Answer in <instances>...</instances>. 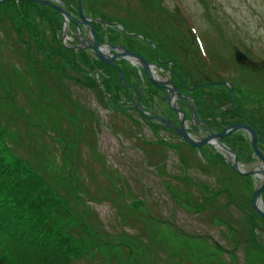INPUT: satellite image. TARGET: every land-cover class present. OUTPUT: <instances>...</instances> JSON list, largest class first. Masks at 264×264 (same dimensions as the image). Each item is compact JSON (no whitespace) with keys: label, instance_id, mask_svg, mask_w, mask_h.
<instances>
[{"label":"rangeland","instance_id":"1","mask_svg":"<svg viewBox=\"0 0 264 264\" xmlns=\"http://www.w3.org/2000/svg\"><path fill=\"white\" fill-rule=\"evenodd\" d=\"M56 1L79 18L76 0ZM81 3L82 13L95 19L99 42L122 39L131 48L125 27L144 43L150 63L165 60L152 71L155 79L184 84L182 94L196 85V101L175 95L193 138L208 130L206 120L192 123L193 113L209 117L231 107L217 80L228 82L234 99L245 97L240 108L264 131V0ZM22 5L35 16L32 23L23 22L19 9L12 17L0 8V163L27 168L25 180L36 179L34 197L47 190L61 203L54 228L80 253L67 264H264V221L249 202L260 179L245 173L259 159L248 134L233 131L243 143L224 140L235 144L229 145L240 171L227 151L194 148L134 108L137 95L147 114L178 123L182 114H173L162 82L149 83L138 63L120 57L115 68L101 66L82 44L84 50L58 53L61 15ZM77 26L86 38L88 28L71 18L67 34ZM234 46L259 65L237 62ZM126 65L128 81L120 80ZM209 118L218 131L217 119Z\"/></svg>","mask_w":264,"mask_h":264},{"label":"trees","instance_id":"2","mask_svg":"<svg viewBox=\"0 0 264 264\" xmlns=\"http://www.w3.org/2000/svg\"><path fill=\"white\" fill-rule=\"evenodd\" d=\"M14 1L3 0L0 2V8L2 7L5 13H12V17L14 11L18 13L19 9V17H23L24 23H32L35 16L25 12L22 4L48 8L30 0H17L21 4L17 9ZM58 46V53L66 54V49L60 44ZM46 50L55 54L54 48ZM95 60L105 66L98 59ZM42 67L54 68L44 63ZM110 67L115 68V65ZM7 165L0 163V264H67L72 254L76 253L77 256L80 253L78 249L76 252L69 249L64 231L60 232L54 228L55 218L61 214V203L54 193L50 194L47 190L35 198L33 182L36 179L25 180L28 169L16 165L13 161ZM38 182L39 185H44L40 180ZM38 182L35 183L36 186Z\"/></svg>","mask_w":264,"mask_h":264},{"label":"flooded vegetation","instance_id":"3","mask_svg":"<svg viewBox=\"0 0 264 264\" xmlns=\"http://www.w3.org/2000/svg\"><path fill=\"white\" fill-rule=\"evenodd\" d=\"M107 24H109V23H107ZM144 36V35H143ZM145 37V36H144ZM124 38H128V39H132V42H133V44L134 45H131L130 47L131 48H129V47H127L126 45H129L128 43H126V47L128 48V49H130V50H133V51H136V52H138V53H140L146 60H148V56L145 54V52H143V50H142V44H144V43H139V37H137V36H135V35H133V34H129L128 32L126 33V36L124 37ZM127 39V40H128ZM122 41V40H121ZM131 42V43H132ZM102 43V42H101ZM109 44H111V45H116V44H118V42H116V43H114L113 41H109ZM111 51V50H110ZM162 61H165V60H159V63H157L158 65H162L161 64V62ZM256 64H252V65H250V64H245V65H250V66H253V67H255V66H258L259 65V63H257V62H255ZM264 63V62H263ZM113 65H115V64H113ZM129 67L126 65V67L124 68V69H122L123 70V72L125 73V78H127V81H128V76H126V71H128L129 69H128ZM174 71V70H173ZM175 75L173 74V77H174ZM146 79V78H145ZM215 83H217L218 85H219V87H221V95L223 94L224 96H226L224 93L225 92H227L228 93V95H227V97L229 98L228 99V101H229V103L231 104V107H228L227 109L226 108H222V109H220L219 111L222 113V114H215V116H213V115H211L210 114V116L209 117H213V118H215V119H217V125L219 126V129H218V131H212L210 128H209V126L208 125H210L211 124V121H208L210 118L209 117H203V116H201V115H198L197 114V116L194 114H192V117H191V121H192V123H200L202 120H206L207 122H206V126H207V128H208V130L207 131H205V135H203V136H200V137H198V138H195V139H197V141L198 140H200V138L201 137H204V136H206L207 134H209V133H217V132H219V131H221L224 127H226V126H229V125H233V124H241V125H244V126H247V127H249L253 132H254V136H255V145L257 146V148L260 150V152L264 155V141H263V139H264V131L261 129V127L258 125V124H254V123H252L248 118H247V116L245 115L246 114V111L245 110H243L242 108H240V105H241V101H242V99H244L245 97L244 96H241V95H238V94H236V96H235V98L236 99H234V97L231 95V88L229 87V88H227V87H225V85H226V83H228L227 81H223V80H217V82H215ZM232 83V82H231ZM175 84V83H174ZM173 88H175L176 89V91H173V107L175 106V107H177V108H179L178 106H176L177 105V103H176V100H177V98H182V99H186L187 97H189V98H193L194 99V101H196L195 100V95H194V93H193V89L194 88H196V85H193V86H191V87H189L188 89H187V94H182L180 91H182V92H186V90H185V86H184V84H175V85H173ZM226 90V91H225ZM167 93V92H166ZM178 93H180V95L181 96H178ZM175 95H177L176 97L177 98H175ZM209 95V94H208ZM218 96V95H217ZM232 97V98H231ZM182 99H180L181 100V102L183 103V105H184V107H185V101H182ZM199 101V100H198ZM200 102V104H202L201 103V101H199ZM181 103V104H182ZM203 104H204V102H203ZM240 104V105H239ZM198 105V104H197ZM198 107H199V105H198ZM180 110H181V108H179ZM174 111L177 113V112H179V113H181L182 114V117H184V122H183V124H184V128H185V130H186V132L188 133L189 131H187V129H186V125H185V114H184V112H183V110H181V111H177V110H174L173 109V114H174ZM199 112V111H198ZM200 113V112H199ZM207 113H208V111H207ZM150 115V114H149ZM219 118V119H218ZM221 118V119H220ZM240 119H243V121H245L244 123H242V122H240V121H242V120H240ZM201 120V121H200ZM215 122V121H214ZM173 123L175 124V125H179L180 124V119H178V123H176V121H175V119H173ZM240 129H242V130H244L247 134H248V136H249V141H250V147H251V149L253 150V153L255 154V156L257 157V154L255 153V151H254V148L252 147V145H251V139H252V135H251V133H250V130H248L247 128H244V127H240V128H236V129H231L230 131H228L227 133H225L224 135H221V136H219L218 138H213L215 141H217V144L220 146V148L221 149H223V150H225V151H227L231 156H232V159H231V166L234 168V169H236V170H238V171H240V168L238 167V165H237V159H236V155H237V157H238V154H237V152L233 149V147L231 146V145H229V144H233V143H231V142H225L224 140L226 139V138H236L237 140H240L242 143H243V141H244V139H243V137L242 136H240V137H238V135H236V136H234V132L236 131V130H240ZM234 131V132H233ZM174 132V131H173ZM175 133V132H174ZM176 134V133H175ZM177 135V134H176ZM188 135L190 136V137H192L189 133H188ZM180 137V136H179ZM193 138V137H192ZM212 139V140H213ZM224 142V143H223ZM187 143V142H186ZM206 144H208V143H206ZM206 144H203V145H206ZM229 146H227V145ZM203 145H201V146H199V147H195V146H193L194 148H198V149H202L203 147H205V146H203ZM234 146H235V144H233ZM192 146V145H191ZM213 146L214 147H216V145L215 144H213ZM224 146L225 147H227L228 149H225L224 148ZM232 149H231V148ZM194 148H192L191 147V149H194ZM216 148H218V147H216ZM190 149V148H189ZM229 150H231V152L233 153V155H232V153L229 151ZM258 158V157H257ZM259 159V158H258ZM234 160H235V162H236V165H237V168H235L234 166H233V162H234ZM259 162H260V159H259ZM258 162V163H259ZM255 169V168H254ZM254 169H252V170H249V171H247V172H245V173H247V174H249V172L250 171H254ZM252 175H253V173H251ZM264 191V190H263ZM262 191V192H263ZM262 201H263V205H264V198L262 197ZM249 202H250V200H249ZM250 206H252L251 205V202H250ZM252 208H253V206H252ZM254 209V208H253ZM252 209V210H253ZM255 210V209H254ZM253 210V211H254ZM256 211V210H255ZM251 214V213H250ZM247 215H248V213H247Z\"/></svg>","mask_w":264,"mask_h":264},{"label":"water","instance_id":"4","mask_svg":"<svg viewBox=\"0 0 264 264\" xmlns=\"http://www.w3.org/2000/svg\"><path fill=\"white\" fill-rule=\"evenodd\" d=\"M2 1V0H0ZM35 2H39V3H43L46 5H49L53 8H55L57 11L64 13L66 16L75 19L74 16H72L71 13H69V11L67 10H63L62 7H60V2H56L54 0H34ZM77 14H78V19H75L78 23H86L88 25H90V18H87L81 10V0H77ZM91 26V25H90ZM92 29V28H91ZM88 41L90 42L89 45H87L88 47L91 46L92 47V51H94L95 55L97 56V58L99 60H101L104 63H111L115 58L117 57H124L126 59H128V57H131L134 59V61H138L147 77L149 78V80L156 84L158 83V81L156 79L153 78V76L151 75V71H150V67H149V63L138 53L133 52L129 49H126L125 47H123L122 45H117V46H113V45H109L110 47H114V48H120L121 50L117 53H113L112 55H105L103 54V52L100 50V45L101 43H99L97 41L96 35L94 30L92 29V39H88ZM234 58L237 62H241V63H249V64H253L254 62L251 61L243 52H241L240 50H238L237 48L234 49ZM122 79V74L120 73V80ZM169 83L171 84V79H169ZM165 87V89L168 91V95H167V102L168 105L177 111H181L179 108L177 107H173L171 105V100H172V95H173V91H176L175 88L168 86L167 84L163 85ZM178 96H181L180 93H178ZM143 116L145 117H151V118H155L159 121H161L163 124L167 125L170 129H172L177 135H179L180 137H182L188 144L195 146V147H199L203 144L206 143H211L212 139L218 138L221 135H224L225 133H227L228 131H230L231 129H236V128H240V127H244L247 128L248 130H250V133L252 135V139H251V145L254 148L255 153L257 154V157L260 159V161L264 164V155L260 152V150L257 148V146L255 145V136H254V132L247 126L241 125V124H233V125H229L224 127L221 131L217 132V133H209L204 137H201L200 140L197 141V139H194L192 137H190L188 135V133L186 132L185 128H184V117H182L180 119V124L177 126L175 125L172 121L157 115V114H152V115H147V113H145L142 108L139 105V100L138 97L136 95V102H135V106H134ZM225 149H228L227 147L224 146ZM231 152V150H229ZM232 153V152H231ZM233 155V153H232ZM233 166L235 168H237L236 162L234 160L233 162ZM253 173V171H250L249 174ZM264 189V178L262 179V182L257 185V187L254 189L253 191V195H252V199H251V205L253 206V208L257 211V213L259 215H261L264 218V211L259 208L256 203L255 200L257 198H259L261 191Z\"/></svg>","mask_w":264,"mask_h":264},{"label":"bare ground","instance_id":"5","mask_svg":"<svg viewBox=\"0 0 264 264\" xmlns=\"http://www.w3.org/2000/svg\"><path fill=\"white\" fill-rule=\"evenodd\" d=\"M30 1L35 2L34 0H30ZM37 3H39V2H37ZM39 4L44 5V6L48 7L49 9H52L53 11H55L56 13H59L61 15V17H62V26H61V33H60V42L61 43H59V40H58V44H60L61 47H66V48H68V49H70L72 51H75L76 49H78V47H81V44H82V47H84V48L86 47V48H88V49H90L92 51V47L91 46L88 47L87 45H89V43H90L88 41V39H92V29L94 30L95 35H96V28H95V24H94V19L93 18H90V25L91 26L86 24V23H82L81 24V25H83V26L88 28L89 32H88L86 38H83V37L80 36L81 29L79 28V26H77V31H78L77 33H75V34L73 33L74 35H69V33L67 34V31H68V23H69L70 17L66 16L64 13H61V12L57 11L55 8H53V7L49 6V5H46V4H43V3H39ZM60 7H62V9L64 11L65 10L69 11V9L66 6H64V4H62V3L60 4ZM43 8H45V7H43ZM43 8H40V10H43ZM6 14H11V13H6ZM96 38H97V35H96ZM68 39L69 40L78 41L80 45L73 46L71 41L68 42L67 44H65L64 42H67L66 40H68ZM97 41H99L98 38H97ZM78 50H84V49H78ZM100 50L103 52V54L108 55V53H111L110 50H112V49H110L106 45H100ZM117 51H120V49H117ZM93 53H94V51H93ZM128 59L134 61V59L131 58V57H128ZM155 68H157L155 65H150L151 71H154ZM157 80L159 82H164V83L168 82L169 83V77L168 76L165 79H163V80L158 79V78H157ZM171 97L173 99V95ZM171 105L173 106V102H171ZM212 142H213V144L216 145V147L220 148V146L217 144V141H215L213 139ZM253 175L258 177L260 179V182H262V179L264 178V164L261 161L255 167V169L253 171ZM255 203H256L257 206H259V207L261 206L259 198H257L255 200Z\"/></svg>","mask_w":264,"mask_h":264}]
</instances>
